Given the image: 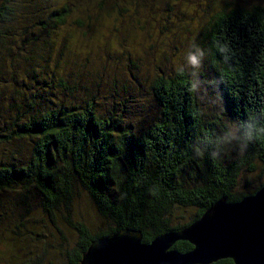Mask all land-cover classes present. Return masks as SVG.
Wrapping results in <instances>:
<instances>
[{"label": "trees", "instance_id": "obj_1", "mask_svg": "<svg viewBox=\"0 0 264 264\" xmlns=\"http://www.w3.org/2000/svg\"><path fill=\"white\" fill-rule=\"evenodd\" d=\"M83 1L98 0H0V246H36L41 225L64 238L62 225L78 239L71 264H81L101 237L129 229L149 244L190 226L220 199L239 202L264 186V139L243 153L227 148L216 160L207 152L194 158L192 147L198 138L231 139L226 122L264 110V0L223 7L210 20L202 33V97L189 91L192 68L179 74L159 67L148 86L152 114L145 112L143 80L130 86L112 76L103 83V68L99 76L90 71V58L105 47L97 51L95 36L88 47L95 7L80 10ZM108 2L99 0L97 8L111 14L117 6ZM71 21L73 30H65ZM219 43L231 50L227 63ZM87 74L92 81L83 80ZM213 95L227 112L224 122ZM80 192L99 226L76 216ZM173 249L186 253L193 246L180 241Z\"/></svg>", "mask_w": 264, "mask_h": 264}, {"label": "rangeland", "instance_id": "obj_2", "mask_svg": "<svg viewBox=\"0 0 264 264\" xmlns=\"http://www.w3.org/2000/svg\"><path fill=\"white\" fill-rule=\"evenodd\" d=\"M117 9H113L111 14H105L99 10V0L88 4L86 2H78L80 10L86 7L91 9L93 15L92 31L88 33L87 43L91 49V38L95 36L93 45L97 51L104 48L99 57L95 61L90 58L89 69L94 74L106 71L102 82L111 81L112 76L124 78L128 85L133 86L135 82L143 80L142 97L148 96L145 101L147 107L145 112L154 111L152 106V95L149 94L151 89L148 87L154 78L159 67L166 65L177 70L179 66L191 69L187 65L186 56L189 51L193 50V45L200 48L204 46L202 33L209 29L210 20L214 15L223 9V7H233L235 5L251 6L260 0H114ZM106 2V3H105ZM112 2V1H111ZM104 3H109L104 0ZM122 9L120 12V9ZM83 18V14L81 15ZM85 18V15H84ZM96 18V19H95ZM102 19V20H101ZM72 21L65 30H73ZM74 42V41H71ZM82 42L85 43L83 40ZM75 59L79 58L81 48L71 45ZM89 49V48H88ZM112 49L113 51H110ZM119 53H121L119 55ZM85 55H81L79 62L81 65L85 63ZM165 56V59L163 58ZM71 59V57H68ZM128 58L136 61L137 68L130 65ZM64 61V58H61ZM64 61L62 66H64ZM194 71V70H193ZM199 74H204L205 70L199 69ZM83 77L84 74L80 73ZM106 75V76H105ZM133 76H136V80ZM87 81H92L89 79ZM147 78V79H146ZM207 78V77H206ZM205 78V79H206ZM204 79V80H205ZM106 84L105 89L108 88ZM202 90V91H201ZM202 84L200 85V97H202ZM212 102L215 105L217 117H221L223 122L227 119L224 114V106L219 98L213 95ZM210 112L215 114L214 110ZM146 114H144L145 116ZM81 200H79L78 208H76V216L82 215L85 221L94 227L100 225L93 207L87 197L86 192H80ZM39 220L41 216L37 217ZM64 232V238L60 233L57 234L56 228L52 225H41L34 232L38 233L40 240L36 246L27 247L25 242H16L12 247L5 244L0 246V264H29L37 263L43 260L42 264H71V253L78 241L75 231L70 228L60 226ZM59 235V236H58ZM30 242H34L30 239ZM28 243V242H27ZM28 249H27V248ZM12 248V249H11ZM30 260V261H29Z\"/></svg>", "mask_w": 264, "mask_h": 264}, {"label": "water", "instance_id": "obj_3", "mask_svg": "<svg viewBox=\"0 0 264 264\" xmlns=\"http://www.w3.org/2000/svg\"><path fill=\"white\" fill-rule=\"evenodd\" d=\"M193 249L182 253L177 242ZM264 264V186L239 202L222 198L196 222L143 243L140 231L122 230L92 242L81 264Z\"/></svg>", "mask_w": 264, "mask_h": 264}, {"label": "clouds", "instance_id": "obj_4", "mask_svg": "<svg viewBox=\"0 0 264 264\" xmlns=\"http://www.w3.org/2000/svg\"><path fill=\"white\" fill-rule=\"evenodd\" d=\"M217 50L223 55L225 63L231 60V50L227 44H217ZM204 55L203 49L197 45H193V50L189 51L186 56L187 65L194 70L191 73L192 79L189 88V91L193 93H197L200 90L202 82L199 79L198 70L202 67ZM177 72L183 74L185 72V67L182 65L179 66ZM224 129H233L231 139L220 135L216 136L214 139L198 138L197 143L192 146L194 158H202L207 152L211 159H220L222 158V153L230 147L243 153L250 144L264 139V110L254 114L245 121L226 122ZM238 129H243V131L237 134L235 130ZM217 145L222 146L218 147ZM209 148H211L210 151ZM149 191L151 192L153 189H149Z\"/></svg>", "mask_w": 264, "mask_h": 264}]
</instances>
